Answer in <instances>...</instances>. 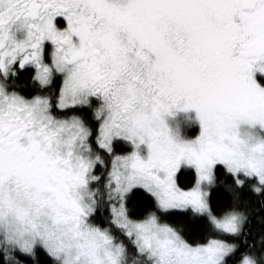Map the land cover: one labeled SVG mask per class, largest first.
<instances>
[{"label":"snow or ice","instance_id":"1","mask_svg":"<svg viewBox=\"0 0 264 264\" xmlns=\"http://www.w3.org/2000/svg\"><path fill=\"white\" fill-rule=\"evenodd\" d=\"M0 264H264V0H0Z\"/></svg>","mask_w":264,"mask_h":264},{"label":"clouds","instance_id":"2","mask_svg":"<svg viewBox=\"0 0 264 264\" xmlns=\"http://www.w3.org/2000/svg\"><path fill=\"white\" fill-rule=\"evenodd\" d=\"M193 121H195L194 116L190 112H181L171 119L172 125L178 127L181 133L184 132L185 126H190Z\"/></svg>","mask_w":264,"mask_h":264},{"label":"rangeland","instance_id":"3","mask_svg":"<svg viewBox=\"0 0 264 264\" xmlns=\"http://www.w3.org/2000/svg\"><path fill=\"white\" fill-rule=\"evenodd\" d=\"M191 114L192 116H194V113ZM198 131H199V126L195 121H193L190 126L186 125L184 128V132L190 136H194Z\"/></svg>","mask_w":264,"mask_h":264}]
</instances>
